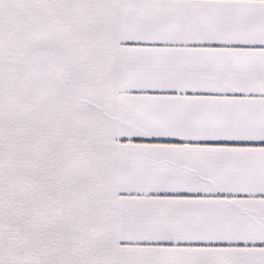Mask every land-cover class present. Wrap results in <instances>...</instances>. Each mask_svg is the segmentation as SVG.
Listing matches in <instances>:
<instances>
[{
	"label": "snow or ice",
	"instance_id": "snow-or-ice-1",
	"mask_svg": "<svg viewBox=\"0 0 264 264\" xmlns=\"http://www.w3.org/2000/svg\"><path fill=\"white\" fill-rule=\"evenodd\" d=\"M0 264H264V0H0Z\"/></svg>",
	"mask_w": 264,
	"mask_h": 264
}]
</instances>
